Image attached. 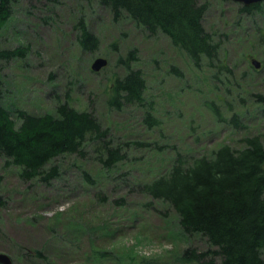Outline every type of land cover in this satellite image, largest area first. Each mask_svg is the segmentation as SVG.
<instances>
[{"label":"rangeland","instance_id":"374dc122","mask_svg":"<svg viewBox=\"0 0 264 264\" xmlns=\"http://www.w3.org/2000/svg\"><path fill=\"white\" fill-rule=\"evenodd\" d=\"M204 1L205 25L221 51L215 65L205 60L199 68L166 34H148L128 14L114 17L97 0H16L0 49L23 47L26 53L0 59L5 105L42 114L69 99L93 112L127 157L106 170L97 159L99 142L92 141L84 155L52 161L61 175L46 182L23 180L20 168L5 165L0 155L6 200L0 251L19 264H46L33 256L35 249H44L52 264H191L181 259L187 247L210 246L202 234L182 231L171 205L137 188L164 173L178 152L191 160L220 144L241 147L247 135L259 134L264 142V110L255 101L264 92V2L246 11L235 0ZM79 16L97 36L95 50L78 42ZM132 51V66L146 78L145 102L111 106L114 83L127 73ZM98 57L108 63L96 72L91 65ZM253 59L262 62L260 69ZM148 109L159 125L145 122ZM236 113L238 125L231 120ZM70 220L82 226L67 229Z\"/></svg>","mask_w":264,"mask_h":264},{"label":"trees","instance_id":"16d2710c","mask_svg":"<svg viewBox=\"0 0 264 264\" xmlns=\"http://www.w3.org/2000/svg\"><path fill=\"white\" fill-rule=\"evenodd\" d=\"M15 2L0 0V35L13 17ZM97 2L114 17L128 14L148 34H166L174 45L187 52L196 67H202L205 60L213 66L219 59L221 43L205 25L208 3L204 0ZM242 8L251 11L261 8V3ZM76 29L80 46L87 51L95 50L97 36L86 17H78ZM260 40L264 47V32ZM25 53L23 47L3 48L0 59L18 58ZM136 58L133 51L126 58L127 73L114 83L111 106L120 108L124 104L145 102L146 78L140 68L131 64V59ZM68 100L59 102L54 112L35 114L9 108L0 91V155L5 165L20 168L23 180L39 178L51 182L60 177V166L50 163L66 154L84 155L92 141L99 142L97 159L106 170L127 157L124 147L115 143L110 129L104 128L93 112L79 110ZM255 101L264 110V92L256 93ZM213 110L218 116L217 107ZM238 119L237 113L231 118L236 125ZM144 120L149 127L160 124L149 109ZM243 141L241 147L220 144L210 154L191 160L178 152L164 173L137 184L145 195L174 208L185 234L200 233L206 237L210 245L207 249L199 251L189 246L182 253V260L191 264H264V142L259 134L247 135ZM84 173L90 181L91 175ZM5 205L6 200L0 195V207ZM68 226L71 227L67 229H77L82 225L70 220ZM32 254L52 264L44 249H35ZM23 256L19 253L17 257L21 260Z\"/></svg>","mask_w":264,"mask_h":264},{"label":"water","instance_id":"95a60500","mask_svg":"<svg viewBox=\"0 0 264 264\" xmlns=\"http://www.w3.org/2000/svg\"><path fill=\"white\" fill-rule=\"evenodd\" d=\"M235 1L243 2L246 6H249V5L253 4V3H259V2L264 1V0H235ZM107 63H108V60L106 58L98 57L92 63V69L94 71H99L104 66H106ZM252 63L257 68H259L261 66V61H259L258 59H253ZM0 263L1 264H15V262L12 259V257L9 254H7L5 252H2V251H0Z\"/></svg>","mask_w":264,"mask_h":264}]
</instances>
